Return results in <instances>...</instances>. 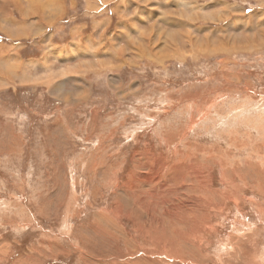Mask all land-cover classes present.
<instances>
[{
  "label": "rangeland",
  "instance_id": "1",
  "mask_svg": "<svg viewBox=\"0 0 264 264\" xmlns=\"http://www.w3.org/2000/svg\"><path fill=\"white\" fill-rule=\"evenodd\" d=\"M0 61V264H264V0H0Z\"/></svg>",
  "mask_w": 264,
  "mask_h": 264
},
{
  "label": "bare ground",
  "instance_id": "2",
  "mask_svg": "<svg viewBox=\"0 0 264 264\" xmlns=\"http://www.w3.org/2000/svg\"><path fill=\"white\" fill-rule=\"evenodd\" d=\"M60 9V8H59ZM60 11V10H59ZM167 19V18H166ZM174 21V20H173ZM178 22H180V20L178 19ZM178 24V23H177ZM155 27V26H154ZM152 29V27L150 28V30ZM154 31V30H153ZM152 32V31H151ZM157 32H158V30H157ZM154 33V32H153ZM144 34V33H143ZM165 35V34H164ZM144 36V35H143ZM163 37V36H162ZM146 38V37H145ZM177 40V39H176ZM130 43V42H129ZM149 44V43H148ZM9 59V58H8ZM2 61H5V60H2ZM2 61H0V64L1 65H5L4 64V62H2ZM9 61H7L6 63H8ZM14 64V63H13ZM1 78V77H0ZM2 81V80H1ZM6 81V80H5ZM99 224V223H98ZM92 228V227H91ZM93 229V228H92ZM127 246V245H126ZM126 257V256H125ZM121 258V257H120ZM145 259V258H144ZM143 260V259H142ZM151 262V261H150ZM106 262H103V264H105ZM109 264H111V263H109ZM119 264V263H118ZM120 264H121V262H120Z\"/></svg>",
  "mask_w": 264,
  "mask_h": 264
},
{
  "label": "crops",
  "instance_id": "3",
  "mask_svg": "<svg viewBox=\"0 0 264 264\" xmlns=\"http://www.w3.org/2000/svg\"><path fill=\"white\" fill-rule=\"evenodd\" d=\"M54 4V3H53ZM57 4H60V2H58Z\"/></svg>",
  "mask_w": 264,
  "mask_h": 264
}]
</instances>
